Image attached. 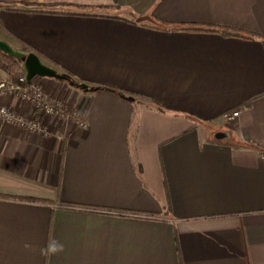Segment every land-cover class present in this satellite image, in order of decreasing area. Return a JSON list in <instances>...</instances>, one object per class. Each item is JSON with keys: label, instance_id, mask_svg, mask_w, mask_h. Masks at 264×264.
I'll return each instance as SVG.
<instances>
[{"label": "crops", "instance_id": "obj_1", "mask_svg": "<svg viewBox=\"0 0 264 264\" xmlns=\"http://www.w3.org/2000/svg\"><path fill=\"white\" fill-rule=\"evenodd\" d=\"M0 38L88 124L0 96L52 134L0 123V264H264V0H0Z\"/></svg>", "mask_w": 264, "mask_h": 264}, {"label": "built area", "instance_id": "obj_2", "mask_svg": "<svg viewBox=\"0 0 264 264\" xmlns=\"http://www.w3.org/2000/svg\"><path fill=\"white\" fill-rule=\"evenodd\" d=\"M0 96H8L28 104L34 112L42 118H49L57 123H73L81 130L88 128L87 122L82 118L80 112L62 100L45 94L42 86L36 82L28 83L25 75L11 80L0 78ZM240 112L235 110L223 116V121L231 123L237 120ZM0 123L4 126L17 127L27 133L50 137L51 129L43 120H36L16 113L13 109L0 105Z\"/></svg>", "mask_w": 264, "mask_h": 264}, {"label": "water", "instance_id": "obj_3", "mask_svg": "<svg viewBox=\"0 0 264 264\" xmlns=\"http://www.w3.org/2000/svg\"><path fill=\"white\" fill-rule=\"evenodd\" d=\"M0 52L12 58L18 59L23 64L26 81L30 83L34 78H47L64 82L69 86L77 87L82 90L87 88L84 84H75L70 77L58 73L56 70L46 66L40 61L39 57L34 53L23 54L11 48L5 41L0 38Z\"/></svg>", "mask_w": 264, "mask_h": 264}, {"label": "trees", "instance_id": "obj_4", "mask_svg": "<svg viewBox=\"0 0 264 264\" xmlns=\"http://www.w3.org/2000/svg\"><path fill=\"white\" fill-rule=\"evenodd\" d=\"M28 12H36L35 10H31ZM42 12V11H39ZM3 30V29H2ZM183 31H189V32H200V33H216V34H220L226 37H236V38H243V39H249L250 36L245 35L241 32L238 31H234V30H228V29H219V28H183L180 29ZM22 47V53H26L29 54L31 53L33 50H31V48L29 49V47L27 46H21ZM0 56L3 62V69L5 74L7 75V77H10L12 80H16L19 77H22L25 75L24 69H23V64L20 60L12 58L8 55L3 54L2 52H0ZM59 73V72H58ZM60 74L66 75V76H70L69 74H67L66 72H60ZM40 78H34L32 80V82H35L36 80H38ZM72 81V80H71ZM24 200H28V201H33V202H41V200H37V199H24Z\"/></svg>", "mask_w": 264, "mask_h": 264}, {"label": "rangeland", "instance_id": "obj_5", "mask_svg": "<svg viewBox=\"0 0 264 264\" xmlns=\"http://www.w3.org/2000/svg\"><path fill=\"white\" fill-rule=\"evenodd\" d=\"M161 121V120H160ZM153 124V123H152ZM225 124H228V123H226L225 122ZM159 127V129H157V127H156V129H157V137L158 138H163V137H165V133L166 134H168V132H169V129H167V128H169L168 126H167V124L166 125H164V124H162V122H160V125L158 126ZM179 127L177 126V132H178V129ZM155 132V131H154Z\"/></svg>", "mask_w": 264, "mask_h": 264}]
</instances>
